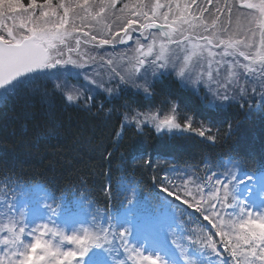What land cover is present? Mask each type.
<instances>
[{
	"label": "snow or ice",
	"instance_id": "snow-or-ice-1",
	"mask_svg": "<svg viewBox=\"0 0 264 264\" xmlns=\"http://www.w3.org/2000/svg\"><path fill=\"white\" fill-rule=\"evenodd\" d=\"M82 44L112 45L113 51L93 55L81 51ZM117 44L128 47L117 53ZM65 52L76 53V58L65 59ZM66 64L90 67L84 72L88 86L70 90L56 84L55 89L42 90L37 81L46 70ZM173 78L197 93L202 85L222 115L227 106L245 118L258 114L264 119V0H0V106L14 99L28 115L39 97L50 111L57 98L64 107L74 106L93 117L120 111L117 140L133 125L137 134L151 126L158 134L195 132L213 144L220 143L221 135L235 133L239 120H226L228 130L215 135L203 124L195 127L191 116L178 119L181 106L162 87ZM101 93L111 101L98 107ZM157 98L159 106L140 110ZM119 101L118 108H107L108 102ZM74 143L98 153V164L110 163L114 154L91 136H78ZM110 147L119 145L112 142ZM122 163L134 170L152 167L144 154H131ZM84 164L92 171L97 167ZM201 164L190 173L154 174L152 183L164 194L156 204L141 203L135 190L124 186L132 193L124 196V216L97 209L87 225L74 219L71 206L46 192L40 200V222L31 219L27 207L14 199L11 185L19 186V181L5 173L0 264H264V164L249 171L245 169H251V157L215 164L203 159ZM103 193L112 199L110 186ZM178 205L198 214L190 217L196 227L186 236L187 245L175 238L176 214H186ZM134 234L140 237L136 242Z\"/></svg>",
	"mask_w": 264,
	"mask_h": 264
},
{
	"label": "trees",
	"instance_id": "trees-1",
	"mask_svg": "<svg viewBox=\"0 0 264 264\" xmlns=\"http://www.w3.org/2000/svg\"><path fill=\"white\" fill-rule=\"evenodd\" d=\"M22 2L26 4L27 0ZM73 82L75 80L71 78ZM37 84L42 90L55 89L46 75ZM162 87L171 93L170 99L174 98L180 104L181 114L178 119L191 116L195 127L203 124L206 129L211 128L215 135L228 130L226 120H239L235 133L228 138L221 135L220 143L213 144L195 132H183L181 135L156 134L152 129L144 127V132L137 134L133 125L122 134V139L117 140L115 133L120 130V121L123 119L120 111H113L104 118L93 117L74 106L64 107L58 98L50 111L48 103L36 97L28 110L29 114L25 115L20 105L12 99L0 106V181L4 180V174L7 173L12 181L18 180L27 186H43L51 194L67 201L83 199L94 208L107 212L110 205H115L113 190L120 177L136 186L141 200L158 201L156 198H161L162 193L152 183L156 173L163 176L176 171H193L197 165L202 168L203 159L215 164L230 158L251 157V167L264 164V119L258 114L245 118L238 109L232 110L225 106L222 115L216 112L215 107L208 105L207 99H202L205 97L203 91L197 94L182 87L175 78L164 81ZM159 99L146 102L140 110L159 106ZM106 101H111V98L101 93L97 97V106ZM122 102H108L107 108H118ZM78 136H91L94 141H103L114 153L110 163L104 161L98 164V153L89 152L79 143H74ZM112 142L119 147L112 149ZM131 154H144L151 159L152 167L134 170L130 164L122 163ZM85 161L97 165L95 171L85 167ZM101 169L103 173L110 171L111 174L105 177ZM81 172L85 176L83 184L80 183ZM109 186L112 192L110 201L103 193V189ZM180 208L184 209L188 218L198 216L190 209Z\"/></svg>",
	"mask_w": 264,
	"mask_h": 264
},
{
	"label": "rangeland",
	"instance_id": "rangeland-1",
	"mask_svg": "<svg viewBox=\"0 0 264 264\" xmlns=\"http://www.w3.org/2000/svg\"><path fill=\"white\" fill-rule=\"evenodd\" d=\"M122 2H123V0H122ZM162 2H164V0H162ZM189 2H190V0H189ZM53 3H55V2L53 1ZM198 3H200V0H198ZM119 6L120 5H118V7ZM208 7H214V5L213 6H208ZM165 10L166 9H160V12H163ZM204 16L208 17V13H204ZM223 19H224V17L221 16V20H223ZM79 23L80 22L77 21V24H79ZM89 23H91V21H89ZM85 30H87V29H85ZM160 39H165V38L161 37ZM141 42L145 43V44L148 43V41H143V40ZM69 43L74 45V41H72V40H70ZM129 43L131 44L133 42L130 41ZM127 47H128V45H119V44H117L115 50H116L117 53H120V52H124L127 49ZM81 51H88V52H90L93 55H98V54H103V52H105V51L112 52L113 48H112V45H105L103 48H93L91 45H83L82 44L81 45ZM219 51H221V50L218 49L216 52H219ZM69 56H71L73 59H75L76 58V53L65 52L64 58L67 59ZM216 59H219V57H216ZM227 59L231 60L232 58L228 57ZM89 71H91L90 67H85L84 69H79V68L74 67L72 64H66V65H63V66L57 65V67H55V68L48 69L46 71V74L50 77L49 79H50L52 85L54 86V88H55L56 84H61L62 87H66L67 89H70V90L71 89H81V90H83L84 87L88 86L87 82L84 79V72H89ZM71 78H73L75 80V82L71 83ZM78 79H81L82 81L79 82ZM77 83H81L80 87H77V85H76ZM182 87H184V86H182ZM197 87L203 89L202 85L197 86ZM185 88H189L191 90H196V88H193V87H185ZM203 92H204V96H208V99H207L208 100V105L213 107L214 105L212 103H209V100H211L210 95H208L206 90H204V89H203ZM12 188L15 189L16 191H18L17 194H16V196H18V197L15 200V202H17L18 206L22 205L23 202L26 201V195L28 194L27 193L28 190H25L24 188H20V187H16V186L12 187ZM35 194H37V192ZM39 210H40V208L33 209V210L28 209V212L30 214V218L31 219H36V217H40L41 214L36 213ZM30 211H35V212H31L30 213ZM43 211L44 210H42L41 213H43ZM81 218H82V216L74 214V219L75 220H78V221H81V222L84 223L85 220H83V219L81 220ZM59 223L63 224V221L61 220V221H59ZM77 226L79 227L80 225L78 224Z\"/></svg>",
	"mask_w": 264,
	"mask_h": 264
},
{
	"label": "bare ground",
	"instance_id": "bare-ground-1",
	"mask_svg": "<svg viewBox=\"0 0 264 264\" xmlns=\"http://www.w3.org/2000/svg\"><path fill=\"white\" fill-rule=\"evenodd\" d=\"M76 85H77V87H80L81 83H77Z\"/></svg>",
	"mask_w": 264,
	"mask_h": 264
}]
</instances>
